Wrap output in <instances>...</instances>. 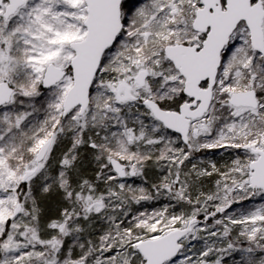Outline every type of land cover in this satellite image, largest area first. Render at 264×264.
Segmentation results:
<instances>
[{
    "label": "snow or ice",
    "instance_id": "1",
    "mask_svg": "<svg viewBox=\"0 0 264 264\" xmlns=\"http://www.w3.org/2000/svg\"><path fill=\"white\" fill-rule=\"evenodd\" d=\"M0 264H264V0H0Z\"/></svg>",
    "mask_w": 264,
    "mask_h": 264
},
{
    "label": "trees",
    "instance_id": "2",
    "mask_svg": "<svg viewBox=\"0 0 264 264\" xmlns=\"http://www.w3.org/2000/svg\"><path fill=\"white\" fill-rule=\"evenodd\" d=\"M219 159V157H217Z\"/></svg>",
    "mask_w": 264,
    "mask_h": 264
}]
</instances>
